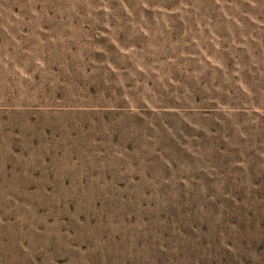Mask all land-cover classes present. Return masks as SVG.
<instances>
[{
    "label": "rangeland",
    "instance_id": "1",
    "mask_svg": "<svg viewBox=\"0 0 264 264\" xmlns=\"http://www.w3.org/2000/svg\"><path fill=\"white\" fill-rule=\"evenodd\" d=\"M0 264H264V0H0Z\"/></svg>",
    "mask_w": 264,
    "mask_h": 264
}]
</instances>
